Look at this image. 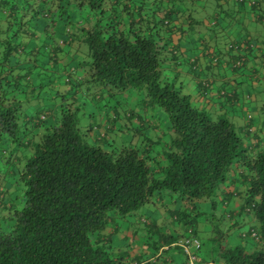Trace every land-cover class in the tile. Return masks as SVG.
I'll return each instance as SVG.
<instances>
[{
  "label": "trees",
  "instance_id": "16d2710c",
  "mask_svg": "<svg viewBox=\"0 0 264 264\" xmlns=\"http://www.w3.org/2000/svg\"><path fill=\"white\" fill-rule=\"evenodd\" d=\"M128 1L118 9L119 0H0V264H128L100 235L111 214L125 217L156 196L184 204L176 220L196 238L200 220L213 219L198 205L209 199L219 208L215 219L226 222L223 230L213 225L217 258L264 264V143L250 151L224 115L196 107L162 74L163 35L171 33L177 9H165L162 0ZM257 1L251 4L259 19ZM73 7L91 14H81L79 26ZM54 21L86 46L85 57L81 45L77 58L58 65L55 40L50 46L57 50L23 41L39 29L43 40L51 37ZM243 63L237 55L233 66ZM198 83L209 85L206 78ZM115 92L136 95L121 114ZM89 103L103 109V117L85 127L80 118L92 115ZM156 107L165 127L151 113ZM126 123L142 139L109 140L107 134L128 129ZM148 127L152 132L142 133ZM235 167L239 187L220 199ZM232 196L240 198L235 213L224 209ZM245 218L257 227L237 230L238 240L229 243L230 230L245 226Z\"/></svg>",
  "mask_w": 264,
  "mask_h": 264
},
{
  "label": "crops",
  "instance_id": "0c3cea01",
  "mask_svg": "<svg viewBox=\"0 0 264 264\" xmlns=\"http://www.w3.org/2000/svg\"><path fill=\"white\" fill-rule=\"evenodd\" d=\"M112 1L106 4L110 5ZM124 2L131 3L128 0H119L118 9H121ZM257 2V10L262 14L259 19L256 18L251 0H243L241 4L233 0H185L184 3L162 0L160 3L165 9H177V16L173 17L169 27L171 33L163 35V40L167 41L168 46L162 52V74L179 83L182 91L190 95L192 104L196 107L225 117L229 115L230 119L226 118L234 125L244 144L250 147V151L264 143V0ZM87 12L83 7L74 8L73 24L79 26L82 21L80 15H86ZM88 15H91L90 12ZM90 17L88 16L89 20ZM37 33L35 31L31 35L28 32L23 41L32 43L34 47L50 49V44L44 42ZM66 38H62L60 45H56L59 49L57 63L62 66L70 63L71 58L79 56L73 53L78 52L76 47L82 45L77 44L71 36L68 38L67 35ZM57 48L52 46L50 50ZM237 55L244 57V65L240 69L233 66ZM202 78L208 80V87L202 88L198 83ZM58 82H63L62 77ZM165 134V130L161 132L163 137ZM235 168L230 181L221 189L220 199L227 196L228 191L239 187L238 183L241 181L236 175L240 174L241 170L239 167ZM223 203L225 210L235 213L240 205V198L232 196ZM145 204L152 205L159 218L168 219L167 223L171 226L169 231L163 230L165 233H161L156 220L144 218L142 231L131 228V234L137 232L145 236L149 233L153 238H150L152 243H124L118 246L125 234L118 229V225L112 227L110 224L117 223L115 219L122 220L126 216L118 217L112 214L100 235V241L114 257H120L128 264H186L185 256L177 243L184 226H180V229H174L172 226V223H178L175 210L184 204L172 202L166 196H156ZM146 212L150 213L147 209ZM130 222L132 219L126 221ZM242 226L236 229L240 232ZM247 226L249 225L244 227ZM229 234L230 243H236L237 231ZM196 259L197 264H224L217 256L213 257L208 249L200 248Z\"/></svg>",
  "mask_w": 264,
  "mask_h": 264
},
{
  "label": "rangeland",
  "instance_id": "374dc122",
  "mask_svg": "<svg viewBox=\"0 0 264 264\" xmlns=\"http://www.w3.org/2000/svg\"><path fill=\"white\" fill-rule=\"evenodd\" d=\"M51 30H53V33H51L52 36L51 37L47 36L46 39L44 40V42H49V44H50V43H52L51 40L53 39V40H55L58 43V45H60L59 44L60 41H61L60 39H62V38L66 39V37H67V34L65 33V31H63V27H61V25L59 26L56 23V21H54L53 25L51 26ZM69 30L71 31L72 27H69ZM42 34H45V32L43 31V29H39L37 35L39 36V35H42ZM58 38H60V39L58 40ZM51 48H52V46H51ZM83 48L86 49V46L82 44V47L80 48V51H81L80 55L85 57ZM76 54H77V52L73 53V55H76ZM243 65H244V63H243ZM236 69H240V68L237 67ZM61 77L63 78L64 74H62ZM220 85H221V83H220ZM253 92H254V90H253ZM45 97L50 98L51 95H49V96L46 95ZM115 97H116L115 99L118 100V104H117L118 105V109H117V111H118V113L121 114V113L127 111L128 109H130V107H131V105H130L131 100L130 99L132 97L135 98L136 95L134 93H132V92H129L127 97H126L124 94H119V93L117 94L115 92ZM104 98L100 99L101 100L100 102L102 103V105H103V102L105 100ZM252 105H254V103H252ZM41 106H43L42 103H41L40 107ZM103 107H104L103 109H105V110L108 109L106 107V105H103ZM89 108H90V110H88L87 112L92 111L93 112L92 115L88 116V115H86L84 113V115L80 118V125L85 126V127H87L88 124L94 126L95 121L99 122L100 118L103 117L100 114L103 111V109L98 107L99 108V110H98L96 107H94V104H92V103H89ZM152 111H154V112H151L152 115H153V113H155V115L157 117V120L160 122V124H162L165 127L166 124H167V119H166V116H165L164 112L158 107L152 108ZM226 117L228 119H230L229 115L226 116ZM119 124H121V123H119ZM144 124H146V122ZM127 127H128V129H123L122 128L123 130L122 131L120 130L119 132L118 131H110L107 134V137H109V140H112L114 143L115 142H121V141H128V142H131V143L132 142L137 143L139 140L142 139V135L139 132L138 133L135 132L134 124H131V127L127 124ZM144 132L148 134L149 132H152V130H150L149 127H148L147 129L146 128L142 129V133H144ZM132 134H135V135H132ZM162 198H163V196H162ZM216 200L219 202L218 198H216ZM198 205H199V208L204 211L205 217L212 216L213 219H212L211 222H208V223H205L204 221L201 222V220H200V222L198 221L199 223L197 224L196 235H197V237L199 238V240L201 242H204L203 246L201 247V250L202 249L211 250V253L213 254V257H215L217 255V252H216L217 249L216 248L218 247L217 246V241H216V239L218 238L217 237L218 232L214 230V226L213 225L217 224L218 229L223 230L222 227H225L226 222H223L222 220L220 221L219 219H215V216L218 217L219 214H220L219 213V208H218V206H216L218 209L217 208H213L212 209L210 207V200L209 199L199 200L198 201ZM146 209L150 213H147ZM110 214H111V212H110ZM144 218L151 219V220H156V222H157L156 225L158 226V230L161 231V233H165L164 231H169L171 229V226H169V224L167 223L168 219L164 220L163 217L159 218L158 214L154 211V208H153L152 205L144 204V205L140 206L139 208H137L136 210H134L133 212H131L129 215H127L125 219H122V220L115 219V221L117 223L111 222L110 225L112 227L114 225H118V229L125 234V237L123 238V240L121 239L119 241L118 246H120L121 244H124V243L125 244L128 243L130 245L131 244L133 245L136 242L138 244L142 243V242H147V241L150 244L152 243V240H150L151 236H150L149 233L145 234V236H141L137 232H136V234H131V228L135 229V231H136V228L139 229V232L142 231V229L144 228V225H143V221H144L143 219ZM131 219H132L133 223L132 222L126 223V221H131ZM159 219H160L161 222L159 221ZM243 223H245V225H250L251 224L255 228L257 227L256 222L252 221L251 219L245 218ZM0 225L1 226L3 225V223L1 221H0ZM172 226H173L174 229L177 228V227H178L177 229H180V226L182 227L183 224L181 222H178L177 224L176 223H174V224L172 223ZM242 229H245V227L242 226ZM184 231H185V228H184L183 231H181V233L183 234ZM236 231H237V229L235 228V229L231 230L230 233L233 234V233H236ZM151 239H153V238H151ZM228 241L230 243L229 238H228Z\"/></svg>",
  "mask_w": 264,
  "mask_h": 264
},
{
  "label": "built area",
  "instance_id": "2783aa9c",
  "mask_svg": "<svg viewBox=\"0 0 264 264\" xmlns=\"http://www.w3.org/2000/svg\"><path fill=\"white\" fill-rule=\"evenodd\" d=\"M239 64L240 62H235V65ZM177 243L185 256L186 264H197L196 254L200 246V242L198 238L192 235L190 228L185 229L184 233L178 239Z\"/></svg>",
  "mask_w": 264,
  "mask_h": 264
}]
</instances>
